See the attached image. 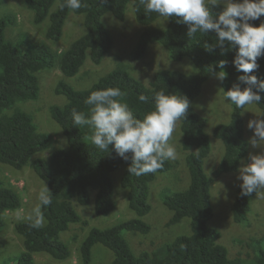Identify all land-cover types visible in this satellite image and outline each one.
I'll use <instances>...</instances> for the list:
<instances>
[{
    "label": "trees",
    "instance_id": "obj_1",
    "mask_svg": "<svg viewBox=\"0 0 264 264\" xmlns=\"http://www.w3.org/2000/svg\"><path fill=\"white\" fill-rule=\"evenodd\" d=\"M61 2L62 0H23L25 7L32 12L34 24L48 19L44 31L45 40L32 42L26 35L19 36L18 45L30 44L24 50L4 35L5 28L14 18L9 15L0 18V164L14 169H22L29 164L53 193L52 203L42 209L44 227L32 228L25 220L14 223V231L22 239L23 251L15 257L13 264H35L33 254L40 252L55 259H66L70 251L60 240V233L66 231L71 224L86 223L75 211L72 200L80 205L88 204L89 189H92L95 191L94 214L108 215L115 208L110 173L120 164L125 165L120 185L126 189L127 206L136 216L106 228H90L79 245L83 264L90 263L91 249L95 244H101L112 253L109 264H264L262 248H258L250 263H245L239 256L230 257L227 248L219 242L220 231L208 224L213 216L210 201L212 182L222 174L236 171L241 160L248 155L249 144L241 115L243 109H237L229 101V120L213 127L212 135L221 141L223 153L209 176L203 167L210 152V139L205 131L206 120L191 106L203 83L220 70L216 67L219 60L228 61L224 68L227 77L223 82L220 81L223 94L234 82H239L238 76L242 73H238L232 64L235 51L228 50L221 55L220 47L215 44L214 32L207 35L198 32L195 37L190 38L187 35L188 25L177 24L175 18L162 24L157 21L155 25H151L160 17L156 13L145 15L142 6L137 10L138 0H108L104 5H101V0H83L86 6L79 10L61 9ZM129 2L134 19L144 26L130 52L131 59L142 58L148 45L155 42L167 51L171 60L190 59L196 71L186 74L177 70L159 69L150 83L145 85L133 77L124 64L118 63L88 87L74 88L60 79L53 91L56 95H63L65 101L51 105L49 114L59 126L67 145L52 150L47 159L37 157L31 161L35 154L50 149L54 140L49 134L38 130L33 116L16 104L38 98V73L43 69L56 66L64 76H73L87 58L92 63L99 64L113 45V38L102 21V15L111 13L116 19L123 20ZM212 10L219 12L222 7ZM70 12L82 15L84 32L66 49L54 52L46 41L60 39ZM262 21L264 16L252 23L258 26ZM205 43L213 45V51H206L203 47ZM258 64L255 74L258 78H264V57L258 59ZM109 86L121 88L124 100L141 119L154 107V103L140 102V94L151 97L154 91L165 89L186 95L190 101L186 120L179 121L180 132L183 133L181 147L186 152L189 183L185 189L162 192V203L171 212L166 225H174L183 218H188L190 232L158 244L151 253L135 255L122 232L149 233L150 226L142 219L151 210L147 201L149 185L157 174L168 171L173 165L172 162L165 161L164 167L155 174L140 177L130 175L127 172L130 160L121 159L111 146L109 153L96 150L90 138L91 130L87 126L78 127L72 124V110L90 114L91 106L84 103L86 97L91 91ZM261 96L260 105L257 106L264 109V93ZM5 180L0 178V227L3 224V214L18 210L22 205L19 190L9 180ZM240 192L238 187L230 207V215L235 223L249 225L246 213L255 193L242 196Z\"/></svg>",
    "mask_w": 264,
    "mask_h": 264
},
{
    "label": "rangeland",
    "instance_id": "obj_2",
    "mask_svg": "<svg viewBox=\"0 0 264 264\" xmlns=\"http://www.w3.org/2000/svg\"><path fill=\"white\" fill-rule=\"evenodd\" d=\"M5 15L11 16L14 21L7 25L4 35L6 39L20 49L24 50L30 47V44L18 45L19 36L26 35L32 42L45 40L44 31L48 25V19L46 18L39 24H34L32 22V12L25 7L23 0H1L0 18ZM102 21L113 38V45L99 64H94L87 58L83 66L73 76H64L56 66L43 69L38 73V98L16 104L17 107L33 116V121L38 130L49 134L54 140L50 149L35 154L31 161L37 157L47 159L52 150L67 145L59 126L51 119L49 114L51 105L61 104L65 101L63 95H56L53 91L60 79L65 80L74 88L88 87L98 77L112 70L118 63L124 64L129 73L145 85L150 83L154 73L159 69L177 70L186 74L196 71V67L190 59L171 60L167 51L155 42L148 45L146 54L142 58L131 59L130 52L134 48L139 33L144 26L138 24L134 19L130 2L126 6L123 20L116 19L111 13H105L102 15ZM157 21L161 24L164 23L162 18H159L151 25H155ZM83 32L82 15L70 12L63 25L60 39L58 41L49 40L46 43L52 51L58 52L66 49ZM191 106L196 113L206 120L205 131L210 139V152L204 160L203 167L205 173L211 176L223 153V145L219 139L212 135V130L216 124L227 122L231 111L230 103L224 100L220 81L215 77V74L203 83L199 95L192 101ZM247 108L260 109L257 105L246 106ZM242 118L245 137L249 140L252 131L246 125L249 119L255 118V114L245 111ZM181 138L180 123L178 121L170 140V143L175 145L178 154L177 159L170 160L173 164L172 167L166 172L157 174L149 185L147 201L151 206V210L142 217L150 226L149 233L122 232V236L135 255L142 252L151 253L158 244L168 242L177 235H187L190 232L188 218H183L174 225H166L171 212L162 203V192L164 190H182L189 183L188 169L185 163L186 152L181 147ZM259 151L260 149H253L250 144L248 145V155L250 152L257 153ZM248 155L244 161H247ZM124 167V164H120L110 173L115 208L106 216H96L94 214L95 191L92 189H89L88 204L80 205L72 200L75 211L86 223L71 224L66 231L60 233V240L67 245L70 251L69 256L66 259L59 260L46 253H35L33 254L35 264H83L79 254V245L90 228H106L136 216L127 206L126 189L120 185ZM237 176L238 169L234 172L222 174L212 182L210 201L213 207V216L208 224L220 231L219 242L227 248L230 257L239 256L243 258L245 263H250L256 256L258 248L264 249V198L256 194L252 197L246 213L249 225L235 223L230 215V207L236 190L241 183ZM0 178L9 180L19 190L22 197V205L18 210L6 211L3 214V224L0 227V264H13L15 257L23 251L22 239L14 231V223L18 221L16 213L21 211L23 214H27L30 211L37 203V194L44 182L35 174L29 164L22 169H14L0 164ZM111 258L112 253L107 248L101 244H95L91 249L89 264H109Z\"/></svg>",
    "mask_w": 264,
    "mask_h": 264
},
{
    "label": "clouds",
    "instance_id": "obj_3",
    "mask_svg": "<svg viewBox=\"0 0 264 264\" xmlns=\"http://www.w3.org/2000/svg\"><path fill=\"white\" fill-rule=\"evenodd\" d=\"M108 0H101V5ZM86 6L83 0H62L60 8L79 10ZM143 13H156L163 22L175 18L177 24L188 25L187 35L195 37L200 32L215 33V44L221 55L234 50L232 64L238 73V83L234 82L223 98L237 109H245L255 114L247 121L246 127L252 131L248 143L257 153L250 152L247 161L243 159L238 167L237 179L242 196L255 193L264 198V109L247 108L260 105L264 93V78L255 74L259 68L258 59L264 57V21L258 26L252 21L264 16V0H138ZM222 7L219 12L212 9ZM114 20V18H113ZM227 45V47H225ZM206 51H213V45L205 43ZM228 61L221 59L216 67L215 77L223 82L227 77L224 71ZM243 85V87L241 86ZM142 103H154V107L138 118L119 87H106L91 91L84 100L90 107V114L73 109L72 124L87 126L91 130L92 145L101 152H110V146L124 161H131L127 167L130 175L140 177L155 174L164 167L165 161L176 160L175 145L170 143L177 122L186 120L190 101L186 95L156 90L152 96L140 94ZM183 134V133H182ZM181 134V135H182ZM131 153V156H129ZM52 191L44 182L37 194V203L27 214L16 213V219L25 220L30 227L40 229L45 225L42 209L52 203Z\"/></svg>",
    "mask_w": 264,
    "mask_h": 264
}]
</instances>
